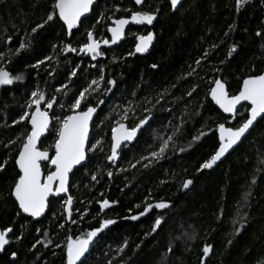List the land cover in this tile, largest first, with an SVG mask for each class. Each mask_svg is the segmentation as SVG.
Returning <instances> with one entry per match:
<instances>
[{
    "label": "trees",
    "instance_id": "16d2710c",
    "mask_svg": "<svg viewBox=\"0 0 264 264\" xmlns=\"http://www.w3.org/2000/svg\"><path fill=\"white\" fill-rule=\"evenodd\" d=\"M54 2L0 0V53L4 54L0 67L23 77L0 88V162L9 161L0 171V230L13 228L0 264H66L67 238L86 234L102 219L116 223L94 238L86 264H164L165 258L166 264H264V119L214 170L201 169L219 148L218 125L238 127L248 114L249 106H244L235 118L224 116L210 99L214 80L221 79L234 95L244 78L264 73V0H247L239 10L236 0H189L176 12L169 0H146L141 8L132 0H95L92 15L71 39L58 19L32 34ZM127 9L156 12L157 18L151 25H132L125 41L116 47L103 44L104 55L95 60L79 51H63L68 43L79 49L87 41L88 30L100 41L110 40L108 27L114 19L129 17ZM230 25L235 27L230 30ZM258 31L261 36L256 35ZM148 32L154 33L155 45L151 53L139 56L134 50L136 38ZM21 41L29 47L13 55ZM233 44L237 50L229 57ZM40 60L45 62L33 67ZM73 71L76 76L71 75ZM101 75L104 80L88 94V102L95 106L104 101L89 140L90 144L101 140L102 150L89 151L87 163L70 181L72 219L77 223L67 220V198H53L40 221L24 216L10 193L19 174L14 161L30 126L14 121L34 111V106L27 105L37 90L46 99L59 101L48 110L51 117L71 114L68 105L73 95ZM108 80H114L115 86ZM108 88L111 91L106 92ZM130 106L134 112L122 120ZM144 116L151 119L136 143L120 151L117 165L109 163L111 129L118 121L132 126ZM58 126L52 119L40 145L51 155ZM201 132L205 135L193 140ZM165 140L164 154L152 157ZM42 168L45 175L52 171L46 163ZM188 179L193 182L185 190L183 183ZM105 199L110 206L101 211L99 202ZM161 201L169 207H153L139 216L147 204ZM134 215L138 219L132 220ZM156 218L163 223L152 232ZM125 241L127 247L118 252ZM206 244L212 250L204 257ZM12 252L17 253L15 258Z\"/></svg>",
    "mask_w": 264,
    "mask_h": 264
},
{
    "label": "snow or ice",
    "instance_id": "6c2138e0",
    "mask_svg": "<svg viewBox=\"0 0 264 264\" xmlns=\"http://www.w3.org/2000/svg\"><path fill=\"white\" fill-rule=\"evenodd\" d=\"M134 2L136 5L142 6L145 0H134ZM93 3L94 0H55L46 18L33 27L31 33H36L38 29H42L45 25L58 19L66 25L68 35L71 36L73 29L81 22V18L90 12ZM180 3L181 0H170L173 10H175ZM246 3L247 0H236L237 10ZM116 10L119 11L120 9L117 8ZM126 11L131 13L129 17L114 19L112 22L113 26L108 27V31L111 33V40H97L94 37L93 31L88 30L86 32L87 41L83 43L79 49L73 47L71 43H68L65 45L63 51H79L80 53L91 55V58L95 60L98 56L104 55L101 51V43L104 45L115 44L124 35L125 26L130 22L151 25L157 18L156 12L152 11H131L130 9ZM234 27L235 25L229 26L230 30ZM225 35H227V33ZM256 35L261 36L262 33L258 31ZM136 39L135 52L144 53L152 44L154 33L148 32L147 35H139ZM8 41H11V37H8ZM29 43L21 41L19 47L13 52V55H19L21 50L29 47ZM213 47L215 48L218 46L213 45ZM236 50L237 45L233 44L229 49L228 56L231 57ZM9 51L12 52V49H9ZM132 54L133 53H129V55ZM207 56L208 53L205 52L204 58ZM3 57L4 54L0 53V59H3ZM45 60H51V57H45ZM45 60L37 61L36 65H33V67L42 65ZM196 64L199 65L200 60H197ZM93 67H95V65H93ZM152 67L155 68L156 65ZM194 71L195 69H193V72ZM217 71H219V69H217ZM71 75L76 76V72L73 71ZM189 75H192V72H190ZM22 78V75H13L5 67H0V86L12 85L15 81H19ZM103 80L104 77L101 75L99 80L93 79L87 87L79 90L78 95H73L72 102L68 105L71 114L63 115L62 117L49 116L48 110L53 109L54 104L59 103L56 97L46 99L44 93L39 90L33 91L31 93L33 99L27 107L32 108L33 105H35V110L31 113L27 111L24 112L18 120L14 121L15 124L26 121L31 125L30 131H28L24 137L23 143L20 145L18 155L14 161L15 165L18 166L19 174L15 179L10 193V195L15 198L19 210L23 213L33 218L40 217L49 206L50 197H60L61 194L68 193L69 173L73 171L74 167L81 165L82 162L87 159V153L89 151H95L97 148L102 150L101 140H97L95 143L91 144L89 142V123L99 105H102L104 101L99 100L97 104L93 106L88 102V94H90L91 91H96L100 86L99 81ZM107 83L115 86L116 82L114 80H108ZM214 85L215 86L210 89L209 94L212 101H214L224 113L237 114L239 112L237 106H244L242 102H248L250 107L246 109L248 113L247 118L240 123L238 127H226L224 123L218 125L220 146L218 150L211 155L210 159L201 165V169L212 168L229 149H232L234 145L241 142L245 134L254 126V122L257 121L258 117L264 119V73L249 75L244 78L238 94L234 95L228 93L225 83L222 82L221 79H215ZM93 86H96V88H93ZM64 87L66 88L67 86L65 85ZM57 91H61V89H57ZM105 91H111V88L105 89ZM193 91H195V88H193ZM188 94L192 95V92ZM133 95H135V93H133ZM42 101L46 102V110L44 111H41ZM60 107L63 109L64 105L60 104ZM129 111L134 112V108L130 106L128 109H125L122 120L128 119ZM145 111H148V109H145ZM52 119H55L59 126L56 129V139L53 145L54 155L50 156L47 149L41 150L37 146V142L40 140L41 136L48 131ZM150 119V116H144L132 126L118 121L117 126L111 129L110 154L107 155V160L115 162L119 158L122 146L126 142H132L137 137L138 132L145 125L149 124ZM203 135H205V133L201 132L199 135L193 137V140H199ZM171 139V137L168 138V140ZM168 140L164 141L158 152H152L151 156L156 158L161 157L168 147ZM10 143L15 144L16 141H10ZM181 151H184V149H181ZM10 158L11 157H9V159ZM45 161L50 162L54 170L49 171L46 176H43L41 163ZM8 162V159L0 162V171L5 170ZM107 174L109 177L112 176L111 171ZM92 179L96 180V176H93ZM192 182L191 179L185 180L183 187L188 188ZM253 183H255V181H253ZM99 203L101 211L110 206V202L107 199ZM72 205L73 197L68 195L67 199L64 200L65 211L68 214V219L75 224L77 221L72 219ZM137 207H139V205H137ZM153 207L156 209H166L169 207V204L165 201L158 202L155 205L147 204L144 210L139 213V216H144L152 210ZM17 214L19 215V212ZM131 219L136 220L138 216L134 215ZM114 223H116V221L113 219H102L98 227L92 228L86 234L77 236L75 239L69 236L66 245V264H86L87 254L90 251V245L93 243L94 238ZM162 223V218H156L152 227V232H156ZM61 227H63V225H61ZM241 227H243V225H241ZM236 231L238 233L240 229ZM11 233H13L12 227L0 230V252L4 251L5 246L10 244ZM45 235H47V233H45ZM16 239H22V234L17 236ZM37 243H40V241H37ZM48 243H51V241ZM35 246L34 244L32 247L34 248ZM125 247H127V241H125L123 247L118 249V252H123ZM211 250L212 245L206 244L203 248L204 257H207ZM171 251L172 248L170 246L168 252ZM16 255V252L11 253L13 258H15ZM108 264H112V262L109 261ZM164 264H166V258Z\"/></svg>",
    "mask_w": 264,
    "mask_h": 264
},
{
    "label": "water",
    "instance_id": "95a60500",
    "mask_svg": "<svg viewBox=\"0 0 264 264\" xmlns=\"http://www.w3.org/2000/svg\"><path fill=\"white\" fill-rule=\"evenodd\" d=\"M145 1H146V0H145ZM186 1H189V0H181V3L177 6V8H176L175 10L172 9V11H173V12H176V11H177V10H178V9H179V8H180V7L186 2ZM133 2H134V0H133ZM169 2H170V0H169ZM134 3H135V2H134ZM144 3H145V2H144ZM93 6H94V3H93V5H92V7H91V9H90V12L87 13V14H85V16L81 18V22L79 23V25H78L76 28L73 29L71 36L68 35V38H69V39H71V37H72V35H73L74 32H76L77 30H79V28L81 27V24L83 23V21H84L85 19H88V18L92 15V12H93ZM136 6H138V5H136ZM138 7H141V6H138ZM61 22H62V21H61ZM62 23H63V22H62ZM131 24H132V22H130L128 25L125 26V29H124V35H123V36H122V37H121V38H120L115 44H109L110 47H116V46H118L119 44H121V43H123V42L125 41V39H126V34H127V30H128V28L130 27ZM64 26L66 27V25H64ZM66 30H67V28H66ZM67 34H68V32H67ZM109 35H110V38H111V33H110V32H109ZM154 44H155V38H154L152 44L149 46V48H148V50H147L146 52H144V53H138V54L141 55V56H144V55L149 54V53L152 51ZM214 86H215V85H214ZM214 86H213V87H214ZM225 87H226V90H227V86H226V85H225ZM227 91H228V90H227ZM228 93H229V92H228ZM210 98H211V96H210ZM211 100H212V99H211ZM212 102H213L214 105H215V106L221 111V113H222L224 116H226L227 118H235V117L238 115V113L235 114V115L230 114V113H224L223 110L220 109L219 106L216 105L214 101H212ZM242 104H243L244 106H245V105H248V106L250 107V105L248 104V102H242ZM237 108L240 110L242 107H241L240 105H238ZM41 111H44V109L42 108V106H41ZM98 112H99V108H97L96 113L93 114V118H92V120H91L90 123H89V140H90V136H91L92 126H93V123L95 122V120H96V118H97V116H98ZM49 116H50V114H49ZM50 117H51V116H50ZM260 120H261V118L258 117V118H257V121L254 122V126H253L252 128H250V130H249L248 133L245 134V137H243V138L241 139V142H238V144H237V145H234L232 149H229L228 152H226V153L224 154V156H222L221 159L218 160V161L213 165L212 168L207 169V170H208V171H212V170H214L219 164H221L223 161H225L226 158H227L228 156H230V155H231V154H232V153H233L238 147H240V145H241V144L246 140V138L251 134V132L253 131V129L256 127L257 123H258ZM125 124H126V123H125ZM29 126H30V128H31V125H30V124H29ZM225 126H226V125H225ZM51 127H52V121H51V123H50V126H49L48 131L45 132V133L41 136L40 140L37 142V146H38L39 148H40V145H41L42 140L47 136V134H48V132L50 131ZM226 127H227V126H226ZM140 131H141V130H140ZM140 131L138 132L137 137H136L132 142H126V143L122 146V148L120 149V151H121L124 147H126V146H128V145H134V144L136 143L137 139H138V136H139ZM217 135H218V139H219V130H217ZM219 142H220V140H219ZM49 154H50V153H49ZM50 156H51V154H50ZM87 160H88V153H87V159H86L84 162H82L81 165H77V166H75L74 169H73V171L69 173V191H68V193H63V194H61L60 197H50V198H49L50 201H51L53 198H56V199L67 198V196L70 195V181H71V177H72V175L74 174V172H75L77 169L83 167V166L87 163ZM119 161H120V155H119V158H118L115 162H111V161H109V163H114L115 165H117V164L119 163ZM45 163H48V162H47V161L42 162V163H41V167H42V165L45 164ZM17 168H18V166H17ZM51 168L54 170V167H53L52 165H51ZM18 171H19V169H18ZM42 174H43V176H45L44 171H43V168H42ZM43 176H42V178H43ZM190 186H191V184L189 185V187H190ZM189 187H188V188H189ZM188 188H185V190H187ZM13 198H14V197H13ZM14 200H15V198H14ZM48 210H49V206L46 208L45 212H44L40 217H35V218L29 216V215L26 214V213H23L22 211H21V213H22L24 216L33 219L34 221H40V220H42V219L46 216ZM66 215H67V220H68V222H71V220L68 219V214H67V212H66ZM72 218H73V205H72ZM7 247H8V245L5 246V250H4V251L0 252V256L6 251Z\"/></svg>",
    "mask_w": 264,
    "mask_h": 264
},
{
    "label": "rangeland",
    "instance_id": "374dc122",
    "mask_svg": "<svg viewBox=\"0 0 264 264\" xmlns=\"http://www.w3.org/2000/svg\"><path fill=\"white\" fill-rule=\"evenodd\" d=\"M95 39H97V38H95ZM97 40H99V39H97ZM102 48H103V43H101V51H102ZM83 55H84V56H91V55H86V54H84V53H83ZM96 59H97V58H96ZM1 87H2V86H0V88H1ZM44 104H45L44 107H45V109H46V102H45V101H42V102H41V106L44 105ZM33 106L35 107V105H33ZM46 164H48V165L50 166V168H51V164H50V162H48V163H46ZM51 169H52V168H51ZM52 171H53V169H52Z\"/></svg>",
    "mask_w": 264,
    "mask_h": 264
},
{
    "label": "bare ground",
    "instance_id": "6f19581e",
    "mask_svg": "<svg viewBox=\"0 0 264 264\" xmlns=\"http://www.w3.org/2000/svg\"><path fill=\"white\" fill-rule=\"evenodd\" d=\"M132 1H133V0H132ZM145 2H146V1H145ZM134 4H135V3H134ZM144 4H145V3H144ZM144 4H143V5H144ZM135 5H136V4H135ZM143 5H142V6H143ZM170 5H171V4H170ZM142 6H141V7H142ZM93 7H94V6H93ZM137 7H138V6H137ZM141 7H138V8H141ZM62 24H63V23H62ZM132 24H133V22H132ZM132 24H131V25H132ZM63 25H64V24H63ZM131 25H130V26H131ZM65 28H66V27H65ZM109 36H110V35H109ZM154 38H155V36H154ZM155 42H156V40H155ZM154 45H155V44H154ZM153 47H154V46H153ZM152 50H153V49H152ZM151 52H152V51H151ZM151 52H150V53H151ZM135 53H136V52H135ZM136 54L139 55L138 53H136ZM147 55H148V54H147ZM139 56H141V55H139ZM144 56H146V55H144ZM213 86H214V85H213ZM210 99H211V98H210ZM211 101H212V100H211ZM213 104H214V103H213ZM245 106H248V105H245ZM243 107H244V106H243ZM243 107H242V108H243ZM240 110H241V109H240ZM240 110H239V111H240ZM220 112H221V111H220ZM238 113H239V112H238ZM45 138H46V137H45ZM45 138H44V139H45ZM44 139H43V140H44ZM43 140H42V141H43ZM219 143H220V142H219ZM128 146H129V145H128ZM219 146H220V145H219ZM121 151H122V150H121ZM17 169H18V168H17ZM206 170H207V169H206Z\"/></svg>",
    "mask_w": 264,
    "mask_h": 264
},
{
    "label": "flooded vegetation",
    "instance_id": "af4514ba",
    "mask_svg": "<svg viewBox=\"0 0 264 264\" xmlns=\"http://www.w3.org/2000/svg\"><path fill=\"white\" fill-rule=\"evenodd\" d=\"M94 3H95V0H94ZM134 24H135V23H133L132 25H134ZM132 25H131V26H132ZM111 26H113V24H112ZM131 26H130V27H131ZM130 27L128 28V30L130 29ZM128 30H127V32H128ZM108 34H109V31H108ZM109 37H110V36H109ZM110 40H111V38H110ZM134 50H135V48H134ZM42 108H43V107H42ZM43 109H44V108H43ZM34 110H35V109H34ZM44 110H46V109H44ZM48 112H49V111H48ZM49 114H50V112H49ZM42 166H43V165H42ZM45 176H46V175H45Z\"/></svg>",
    "mask_w": 264,
    "mask_h": 264
}]
</instances>
